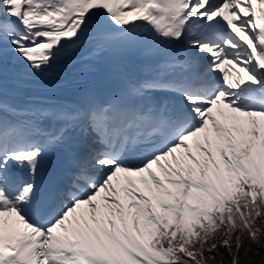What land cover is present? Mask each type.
Here are the masks:
<instances>
[{"label":"snow or ice","instance_id":"snow-or-ice-1","mask_svg":"<svg viewBox=\"0 0 264 264\" xmlns=\"http://www.w3.org/2000/svg\"><path fill=\"white\" fill-rule=\"evenodd\" d=\"M105 54L141 76L43 95ZM261 217L264 0H0V264H237L245 233L264 253Z\"/></svg>","mask_w":264,"mask_h":264},{"label":"trees","instance_id":"trees-1","mask_svg":"<svg viewBox=\"0 0 264 264\" xmlns=\"http://www.w3.org/2000/svg\"><path fill=\"white\" fill-rule=\"evenodd\" d=\"M256 224L259 228L264 230V217L258 218L256 221ZM264 244V243H262ZM249 247H257L256 245H251L250 242L247 239V234L245 233L244 243L241 247L240 254L237 257V264H262V261H264V253L258 254V255H249L248 257H245L244 251L245 249ZM235 251V245L233 246V252ZM220 252H224L225 255L221 256ZM226 249H219L218 252L213 253V255L216 256V259H209V253H205V261L204 264H231V257L226 254ZM259 258V260H257Z\"/></svg>","mask_w":264,"mask_h":264},{"label":"rangeland","instance_id":"rangeland-1","mask_svg":"<svg viewBox=\"0 0 264 264\" xmlns=\"http://www.w3.org/2000/svg\"><path fill=\"white\" fill-rule=\"evenodd\" d=\"M147 195V193H145ZM256 227H258V225L256 224ZM261 229V228H260ZM220 237H217V239L215 241H211L210 243H219ZM261 243H264V230L261 229ZM235 245V237H233V246ZM259 260V258L257 259ZM249 264V262H248Z\"/></svg>","mask_w":264,"mask_h":264},{"label":"bare ground","instance_id":"bare-ground-1","mask_svg":"<svg viewBox=\"0 0 264 264\" xmlns=\"http://www.w3.org/2000/svg\"><path fill=\"white\" fill-rule=\"evenodd\" d=\"M61 72H62V71H60V72H58V73H61ZM9 80H12V77H11V76L9 77Z\"/></svg>","mask_w":264,"mask_h":264}]
</instances>
